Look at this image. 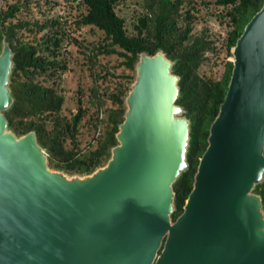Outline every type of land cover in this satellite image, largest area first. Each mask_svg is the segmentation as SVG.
Instances as JSON below:
<instances>
[{"label":"water","instance_id":"water-1","mask_svg":"<svg viewBox=\"0 0 264 264\" xmlns=\"http://www.w3.org/2000/svg\"><path fill=\"white\" fill-rule=\"evenodd\" d=\"M232 55L226 96L173 223L189 123L177 116L171 61L139 55L118 145L90 179L67 183L50 172L33 133L7 130L13 53L3 40L0 264H264V215L252 194L264 174V0Z\"/></svg>","mask_w":264,"mask_h":264},{"label":"trees","instance_id":"trees-1","mask_svg":"<svg viewBox=\"0 0 264 264\" xmlns=\"http://www.w3.org/2000/svg\"><path fill=\"white\" fill-rule=\"evenodd\" d=\"M125 1L78 0L83 11L77 16L75 25L100 33L92 47L86 46L84 56L89 62L93 60L95 66L99 56L115 55L119 63L112 68L123 69L120 75L105 73L103 79H115L113 88L107 86L92 91L90 98L95 112L88 122L94 127L95 135L87 148H79L78 135L89 109L83 107L81 99H78L76 113L70 117L62 115L64 97L54 85H44L38 80L47 76L52 79L58 69H65V63L58 58L61 39L54 33L51 36L47 33L42 36V47L18 39L22 30L31 31L34 26L38 32H43L48 25H31L24 21L11 23L20 10L17 4L0 11V52L5 40L13 53L8 85L12 103L2 114L7 121V130L17 138L34 134L36 144L47 155L49 169L68 175H90L108 162L112 149L118 145L116 135L124 121L125 100L135 79L139 55L154 56L162 52L172 63L171 72L178 77L175 104L182 109L181 116L189 123L185 152L187 169L172 185L173 211L170 219L174 223L183 213L193 189L199 160L209 144L211 125L228 90L233 62L224 61L219 79L200 76L199 68L206 60V54L214 52L215 47L209 39L193 33L189 11L181 18V0H147L145 10L148 12L136 17L132 23V34L127 32L125 20L115 10ZM215 4L226 10L221 16L229 26L224 45L226 56L233 59L232 49L247 23L261 10L263 0H215ZM181 20L183 26L179 23ZM94 77L98 78V74ZM252 194L261 198L264 215V174Z\"/></svg>","mask_w":264,"mask_h":264},{"label":"rangeland","instance_id":"rangeland-1","mask_svg":"<svg viewBox=\"0 0 264 264\" xmlns=\"http://www.w3.org/2000/svg\"><path fill=\"white\" fill-rule=\"evenodd\" d=\"M146 1L126 0L115 9L118 15L125 20L129 34H132V23L135 22L136 17L148 12L145 10V3H148ZM181 2L179 7L181 18H184L186 12L189 11L193 33L209 39L215 47L214 52L206 54V60L200 66L199 74L202 77L219 79L224 61H232L226 56L224 45L229 26L227 20L221 16L226 10L217 6L215 0H181ZM11 4H17L20 8L11 23L24 21L31 25L36 23L48 25L43 32H38L34 26L31 31L22 30L18 34V39L40 47L43 45L42 36L47 33L50 36L54 33L61 39L58 58L65 63V69H58L56 76L52 79L47 76L39 77L38 80L44 85H54L56 91L64 97L62 115L70 117L75 114L78 99H81L83 107L89 109L81 123L78 135L79 148L84 150L93 141L95 135L94 127L88 122L95 112V108L91 105L92 91L101 90L107 86L113 88L115 79L112 80L111 77L103 79V77L108 71L114 75L122 74V68H112L119 63V60L115 55L99 56L94 66L93 60L89 62L84 56L87 51L86 46L92 47V43L99 39L100 33L91 32L89 28H78L75 25L77 16L83 11L78 5V0H0V11ZM52 21L55 24H52ZM179 23L181 26L184 25L182 20ZM94 74H98V78H95ZM177 116L182 118L180 115ZM105 165L100 168H104ZM50 172L60 175L67 183H82L91 178L90 175L60 174L51 169Z\"/></svg>","mask_w":264,"mask_h":264},{"label":"built area","instance_id":"built-area-1","mask_svg":"<svg viewBox=\"0 0 264 264\" xmlns=\"http://www.w3.org/2000/svg\"><path fill=\"white\" fill-rule=\"evenodd\" d=\"M102 117V113L100 114V118ZM98 134V132L96 133V135Z\"/></svg>","mask_w":264,"mask_h":264}]
</instances>
